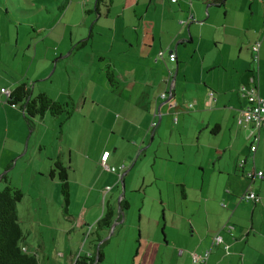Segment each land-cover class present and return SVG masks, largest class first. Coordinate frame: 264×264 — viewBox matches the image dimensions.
<instances>
[{
    "label": "crops",
    "instance_id": "crops-1",
    "mask_svg": "<svg viewBox=\"0 0 264 264\" xmlns=\"http://www.w3.org/2000/svg\"><path fill=\"white\" fill-rule=\"evenodd\" d=\"M243 1H248L249 13L247 2L238 4L236 22L225 26V13L216 23L219 14L210 9L214 8L210 0H112L109 11L100 9L98 15L89 13L96 0L43 1L41 8L29 11L6 0L4 17L16 25L15 47L21 34L26 48L32 50L31 61L42 48L43 56L56 65L55 71L60 62L66 64L82 86L76 101L69 95L62 101V93L55 97L41 92L60 103L73 101L74 113L89 120L87 127L92 126L84 133L88 138L78 137L73 144L67 139V128L63 130L62 118L50 120L44 115L30 130L31 135L34 130L37 133L30 144L31 135L26 138L24 124L19 123L21 139L13 145L15 163H11L17 166L18 159L26 158L32 179L26 191L23 184L17 187L23 193L17 214L26 235L24 248L39 264H75L79 256L95 261L98 244L109 235L110 229L96 231L107 203L114 209L112 223L117 225L101 244L102 258L94 264H200L192 255L202 256L206 251L209 256L204 264H264V126L252 158L247 132L236 123L240 110L247 106L240 86H256L264 99V0ZM60 5H64L62 11L57 9ZM36 12L51 18H37ZM30 17L35 21H29ZM225 28L232 36L226 46ZM84 40L86 44L79 47ZM257 41L260 48L254 61L252 48ZM5 42L11 43V38ZM159 51H164L163 58ZM171 53L174 61L169 59ZM106 71L112 73L113 85ZM7 108L18 109L23 116L18 106ZM48 132L52 134L49 139ZM174 133L175 144L183 152L185 144L200 149L201 181L196 187L174 185L180 192L175 207L169 209L160 200L161 217H146L144 240L151 249L139 261L141 215L135 224L128 201L120 197L121 190L116 197L115 188L124 182L119 174L123 176L126 164L148 139L162 144ZM124 146L133 151H125ZM105 152L109 154L103 162ZM55 162L67 167L66 215L59 183L49 176ZM254 169L263 171L262 178L245 177ZM205 176L215 180L212 187L205 184ZM247 192L256 193L261 202L241 200ZM77 198L79 210L73 207ZM122 199L128 203L124 210ZM132 228L140 236L125 243L126 231ZM216 236L222 243L214 244Z\"/></svg>",
    "mask_w": 264,
    "mask_h": 264
},
{
    "label": "rangeland",
    "instance_id": "rangeland-1",
    "mask_svg": "<svg viewBox=\"0 0 264 264\" xmlns=\"http://www.w3.org/2000/svg\"><path fill=\"white\" fill-rule=\"evenodd\" d=\"M13 1L18 7L29 11L41 8L43 1L47 4H56L57 1L61 0ZM245 2H247L246 10L247 13H249L248 1L243 0H227L223 8L215 6L214 8H210L219 14L216 18V23L221 22V18L225 13V26H231V23L236 22L234 16L236 14L237 5H243ZM256 2H259V0H256ZM5 5L6 0H0V89L3 88V90L8 92L11 89L14 90L20 84H26L31 87L33 95L43 93L41 91H46L50 95L57 97V95L62 93L64 96L62 101H64L68 95L71 99L76 101L82 86L79 77L72 73L70 67L60 62L55 71L54 68L56 65L52 64L50 58L43 56L45 50L42 48L38 50L36 59L31 61L32 50L26 48L27 44L23 42V36L21 34L19 36L18 46L15 47L14 27L16 25L12 23V20L4 17V11H6ZM256 6H258V4H256ZM201 7L205 9L206 5L201 3ZM12 12L17 14L15 11ZM38 12H36V14L40 16L37 18H51L49 16H43V13ZM19 17L21 18L20 14ZM31 17L29 21L34 19H31ZM8 38H11V43L5 42ZM230 41H232L231 31L225 28V46ZM67 102L70 101L67 100ZM5 103L6 96L0 93V104L3 105ZM5 106L9 107L10 105L7 104ZM7 107L0 108V176L7 174L12 187H22L23 184L25 186L23 189L26 191L31 185L32 177L28 170H26V158L23 157L22 159H18L17 166L13 165V163H15V161L13 162L15 152V147L13 145L17 144V139H21V125L19 126V123L21 124L23 122L24 124L23 126L27 134L26 138H28V136L30 137L31 132L26 126L21 112L18 109L13 110ZM47 118L50 120L57 119H51L49 115H47ZM61 118V121H64V124H62L63 130L67 128V139L73 144L78 137L85 138L86 136L84 133L86 129L92 127L90 125L87 127L89 120H84L82 115H79L77 112H75L69 120H65L64 116ZM40 120L41 119L37 118L35 121L40 122ZM81 125L82 128L80 130L79 128ZM56 130V135H59L60 127ZM51 136V132H48L47 138L49 139ZM168 136L169 135L166 136L162 144H157L156 142L152 143L150 139H148L146 142L147 144H145L140 152L134 154L132 160L126 164V168L123 171V174H125L124 198L129 203L130 219L134 221L135 218L136 224L139 215H141L139 261H144V259L148 257L151 249L144 240L147 226L145 224L146 217H161L162 210L160 200H162L164 204H167L169 209L175 207L177 198H180V192L178 188H173L174 185L186 184L187 187H196L199 186V182L201 181L199 163L203 155H200V149H195V145L191 146L190 144H185L183 152L181 146L175 144V141L176 143L178 142L176 134H172L171 137ZM36 137L37 133H35L34 130L30 137V144L33 143ZM124 149L130 153L133 151L130 146H124ZM74 156L75 154L73 153V157ZM27 157L29 158L28 155ZM115 167L118 168V166ZM113 176H115L117 180V176L115 174ZM34 184L36 185L35 182ZM205 184L212 187L215 184V180L205 176ZM2 188L3 183L0 182V189ZM120 190L121 184L119 182L117 188H115L116 197L120 193ZM174 198H176V202ZM80 205L81 201L77 198L73 207L79 210ZM21 212L23 213L22 209L20 210V214ZM28 216L29 214L25 211V217ZM128 230L126 231L128 233V239L124 241L125 243L129 241V238L130 240L134 238L132 242L139 238L140 233L137 228ZM166 231L169 233L168 228H166ZM158 233L160 235V229Z\"/></svg>",
    "mask_w": 264,
    "mask_h": 264
},
{
    "label": "trees",
    "instance_id": "trees-1",
    "mask_svg": "<svg viewBox=\"0 0 264 264\" xmlns=\"http://www.w3.org/2000/svg\"><path fill=\"white\" fill-rule=\"evenodd\" d=\"M210 2V4L218 8H223L225 6V0H210ZM111 4L112 0H96L95 7L89 13H95L98 15L100 9L104 10L105 13H107L110 9ZM57 9L59 11H62L64 9V5L58 6ZM85 44L86 41L84 40L79 43V47H83ZM106 77L108 82L113 85L114 83L112 79V73L110 71H106ZM254 87L256 88V86ZM209 95L211 96L212 93H209ZM69 101L70 102L60 103L51 99L45 93H38L37 95H33L31 87L27 86L26 84L18 85L10 93L8 99H6V103L8 105L18 106V108L22 111L23 119L26 125L28 126L29 130L33 129L34 121L37 118H42L44 115H49L53 119L64 116L65 120H69L75 110V104L73 103V101ZM191 106L192 104L190 105V107ZM246 107L244 109H246ZM242 110L243 109H241L240 111ZM249 152L251 154V157L253 158L255 152L251 151L250 143ZM258 172H262L263 176V171H255L254 169L253 171L246 172L245 177L251 180H254L255 178H262V176H257ZM248 173H252V177H248ZM49 176L52 178H56L59 183V192L62 198V212L64 215H66L69 207V182L67 167L63 166L59 162H55L53 169L49 172ZM0 182L3 183V188L0 189V264H39V261L36 256L28 253L24 248V241L26 235L20 227L19 218L17 214V206L21 203L23 199V193L19 188L12 187L10 185V181L7 177V174H3L2 176H0ZM179 187H181L182 192L183 186L180 185ZM249 193L253 192H247L243 194L240 199L252 201L243 198ZM254 194L257 195L256 193ZM258 198V202H252H261L260 196H258ZM222 207L225 208L226 205L222 204ZM120 208L123 210L128 208L127 201L122 199L120 202ZM113 216V207L109 203L105 204L104 215L98 220L96 224V231H103L109 229L113 221ZM228 249L229 248H227V250L225 251L228 252ZM100 250L98 253V261H100V259L102 258ZM94 263V257L79 256L75 261V264Z\"/></svg>",
    "mask_w": 264,
    "mask_h": 264
},
{
    "label": "built area",
    "instance_id": "built-area-1",
    "mask_svg": "<svg viewBox=\"0 0 264 264\" xmlns=\"http://www.w3.org/2000/svg\"><path fill=\"white\" fill-rule=\"evenodd\" d=\"M172 3H176L177 0H171ZM192 20V16L188 18V21ZM260 48V41H257L253 46V59L254 61L257 60V53ZM164 51H159L158 56L163 58L164 57ZM170 61L175 60L174 54H169ZM2 93L6 95V99H8L10 92H7L5 90H1ZM239 94L246 98L247 100V107L246 109H243L239 112V115L237 117V125L239 128L247 132V139L250 143V148L252 152H255L256 147L259 143V131L264 126V99L261 98L254 86H246L242 85L239 87ZM167 95L162 94L161 97L165 98ZM212 97V95H211ZM108 157V153L105 152L102 157L101 161L105 162ZM103 168H105L108 171L115 172V168H108L106 165L102 164ZM122 168V167H121ZM120 178L121 175L119 174ZM248 177H252V173H248ZM257 176L261 177L262 172H258ZM243 198L252 200L254 202H258L259 198L254 193H249L245 195ZM90 230V229H89ZM88 230L87 235L90 233ZM214 244H220L222 243V239L219 236H216L213 240ZM227 246H224V250H227ZM209 256V251H206L202 256H196L192 255V259L195 263L204 264L207 261V258Z\"/></svg>",
    "mask_w": 264,
    "mask_h": 264
},
{
    "label": "water",
    "instance_id": "water-1",
    "mask_svg": "<svg viewBox=\"0 0 264 264\" xmlns=\"http://www.w3.org/2000/svg\"><path fill=\"white\" fill-rule=\"evenodd\" d=\"M177 71H176V69H175V71H174V73L172 74V79H171V88H170V90H169V98L170 97H172V86L174 85V83H175V78H176V75H177V73H176ZM168 98V99H169ZM173 107L175 106V103L172 105ZM124 175L125 174H123V176L122 177H124ZM124 193H125V185H124V182H123V180L121 181V194H120V197H122V198H124ZM118 213L120 214V215H123L122 214V212H119V209H118ZM118 217V216H117ZM123 221H120V224L122 223ZM116 225H117V222H113L112 223V225L110 226V230H109V235L105 238V239H102L101 241H100V243L98 244V246H97V248H96V258H95V262L97 263L98 261V259H97V256H98V253H99V250H100V246H101V244L103 245L108 239H109V236L111 235V233H112V231H113V229L116 227Z\"/></svg>",
    "mask_w": 264,
    "mask_h": 264
}]
</instances>
